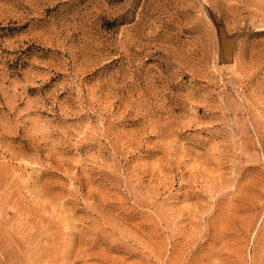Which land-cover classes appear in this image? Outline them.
Masks as SVG:
<instances>
[{
    "label": "rangeland",
    "instance_id": "rangeland-1",
    "mask_svg": "<svg viewBox=\"0 0 264 264\" xmlns=\"http://www.w3.org/2000/svg\"><path fill=\"white\" fill-rule=\"evenodd\" d=\"M0 264H264V0H0Z\"/></svg>",
    "mask_w": 264,
    "mask_h": 264
},
{
    "label": "water",
    "instance_id": "water-1",
    "mask_svg": "<svg viewBox=\"0 0 264 264\" xmlns=\"http://www.w3.org/2000/svg\"><path fill=\"white\" fill-rule=\"evenodd\" d=\"M237 45L236 38H229L227 33L219 28V62L225 64L233 60L234 50Z\"/></svg>",
    "mask_w": 264,
    "mask_h": 264
},
{
    "label": "bare ground",
    "instance_id": "bare-ground-1",
    "mask_svg": "<svg viewBox=\"0 0 264 264\" xmlns=\"http://www.w3.org/2000/svg\"><path fill=\"white\" fill-rule=\"evenodd\" d=\"M223 65H226V64H223Z\"/></svg>",
    "mask_w": 264,
    "mask_h": 264
}]
</instances>
